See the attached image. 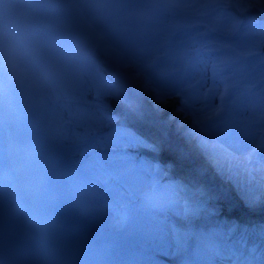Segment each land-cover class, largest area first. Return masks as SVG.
<instances>
[{"label": "rangeland", "instance_id": "obj_1", "mask_svg": "<svg viewBox=\"0 0 264 264\" xmlns=\"http://www.w3.org/2000/svg\"><path fill=\"white\" fill-rule=\"evenodd\" d=\"M243 3H246L244 6L245 10L253 11L254 9H259L260 12H264V0H248V2H245L241 0L240 4L243 5ZM260 28V25H257V29ZM264 34V30L261 31ZM113 36V35H112ZM113 38V37H112ZM261 46H263L260 55L264 59V41L261 42ZM114 47L118 50L119 44H114ZM119 62V61H118ZM88 65V64H86ZM121 72L128 75V78L132 79L131 82L134 85L137 82L138 78V72L133 71L131 69V66L128 64L126 67L120 66ZM163 68V67H161ZM172 72V69L167 70L161 77L156 78L158 84L162 85L163 88H168L170 85L164 84V78L166 75H169ZM156 85V86H157ZM38 89H42L41 85L36 86ZM125 89V88H124ZM152 89L156 90V87H152ZM157 91V90H156ZM167 94L164 95H155L152 92L153 91H147L145 95L146 102L148 103L147 108H140V106L137 105L134 106L138 108L139 113L136 114V116H139L143 119H148L155 127L156 130L161 132L159 126H161L165 131L170 132L177 139L176 144H174V148L176 151L181 155L182 151L184 150L185 154L189 157V162H191V157L189 156V153L195 157L196 163L193 164L194 172L193 178L194 180L199 184L201 191H190L187 196V200L191 201L189 204L190 207H195L200 204H208L210 203V208H212V212L221 211L224 212L229 205H233V208L235 211L233 214H236L238 216L244 217L248 219L249 221L255 223L257 226H254L253 228H249L248 232L253 235L256 238H260L264 240V232L261 231V229L264 230V203L261 205H258L259 207H245L242 203V201L239 199L240 195H246L248 193V187H255L258 185L264 186V167H256V165L259 163L261 165L262 162H264V154L263 158L260 156L256 157V154L253 155H244V157H241L245 162H247L246 167L240 166V158L235 155V153H232L228 151V149L220 144V143H205L204 145L197 144L196 140L192 139V136L185 134V127H182L183 125H186L189 123V126L186 128V131H189L190 128H198L201 125L204 124V122L208 119L209 115L208 113L211 111L210 109L203 110V115L205 114V117H203L198 123L193 124L191 127V122L189 120H186L187 113H180V110L182 109V100L183 96H179L177 100H174L173 103H175V107L169 112L170 107L166 110L167 114L162 115V106L165 103L166 99L171 97L172 94H176L175 92H172L170 90ZM121 91H119V97L118 99L113 100V109L114 112L116 110H119V103L124 102L128 104H132L131 107H133L132 102H127L124 98L120 97ZM201 101V98L196 99V101ZM154 103H153V102ZM115 102L117 104H115ZM151 104H155V110L151 109ZM130 107V106H129ZM127 111V110H126ZM177 112V119L175 121L169 122L167 118H170L173 116V114ZM117 113V112H116ZM180 113V114H179ZM207 113V114H206ZM130 114H133L130 112ZM114 115V114H112ZM213 129V125H209ZM216 126H221V124H217ZM131 127V126H130ZM246 132V131H245ZM162 137V136H161ZM221 137V136H219ZM164 139H167L169 142V138L166 137ZM226 143L229 147V149H232L234 151L238 150V148L241 150L242 153L245 152L246 148H248L252 142L253 139L250 137L248 138V135H244L243 138V146H237L235 140L233 139H227ZM190 142V143H189ZM158 143L161 144L163 147V143H167L166 141H163L162 138H159ZM189 143L188 146L186 144ZM178 145V147L176 146ZM159 146V145H158ZM159 150V148H156ZM221 153V155H220ZM187 159V158H186ZM175 161V158H168L167 166H169L172 162ZM172 161V162H171ZM251 161V162H249ZM261 161V162H260ZM177 163V160H176ZM174 165L175 164L174 162ZM0 167H4L3 165H0ZM184 170V168L181 169V171ZM183 172V171H182ZM179 182H183L182 175H176L175 176ZM221 189V190H220ZM204 190H207L208 194H210L208 202L204 201V196L206 193ZM230 195H233L236 199V203ZM201 197V198H200ZM211 211L207 213V215L212 213ZM221 215H227L220 213ZM227 218V217H226ZM24 218H20L18 221H23ZM16 220V223L18 222ZM32 239H35L34 237ZM37 242V243H36ZM43 243H39L37 239L31 241V244H29V248H32V250H35L36 258L35 260H31L30 256L27 252L23 254L24 258H26L28 264H32L34 261L35 264H37L38 259L40 258L39 250L41 249ZM23 249V245L20 246ZM28 248V249H29Z\"/></svg>", "mask_w": 264, "mask_h": 264}, {"label": "bare ground", "instance_id": "obj_2", "mask_svg": "<svg viewBox=\"0 0 264 264\" xmlns=\"http://www.w3.org/2000/svg\"><path fill=\"white\" fill-rule=\"evenodd\" d=\"M175 73H178V75L174 78V79H170V82L172 83V85L174 86V88L175 89H178V90H180V91H182V92H184V95L186 96H188L190 99H194V98H196V96H197V92H198V89H199V86H192V85H188V86H186V87H183V85H184V76L180 73V72H175ZM174 73V74H175ZM254 79H256V77H254ZM174 99H175V95H172L171 97H169V98H167L166 99V101H165V103L163 104V106H162V115H166L167 114V109L170 107V110H169V112H171V110L176 106L175 105V103H173L174 102ZM198 99V98H197ZM136 100H139V101H141L140 99H134V101H133V107H131V110H132V112L133 113H135L134 115H136L137 114V112H139V110H138V108H136V107H134L136 104H137V102H136ZM144 100L146 101V99H145V96H144ZM143 102V101H142ZM153 102V101H152ZM154 103V102H153ZM196 106H193L192 108L196 111V109H197V112H198V114H194V120L197 122V121H199V119H202L203 117H205V114L203 115V110L204 109H207L208 108V104L206 103V102H203V101H199V100H197L196 101ZM129 106V105H128ZM153 107H155V104H151V109H154L155 110V108H153ZM177 112H175L174 114H173V116H171L170 118H167V120L169 121V122H172V121H175L176 119H177ZM229 118V116H227L226 114H224V113H221V114H219V116H217L216 118H214V119H211L210 120V122H212V123H215V122H218V121H220V122H222V123H224L227 119ZM172 120V121H171ZM208 124V121H206L205 123H204V125L206 126ZM216 125L217 124H213V127H215L216 128ZM174 132H176V131H174L173 130V137H174ZM215 132L219 135V136H223L224 134H225V131L223 130V129H219V128H216L215 129ZM191 134H193V131H191ZM153 135H155L156 137H158V138H160V136H162V138H166V136H164V135H162L161 133H159L158 134V132H153ZM252 136H254L253 134H252ZM251 137V136H250ZM191 138V137H190ZM163 140V139H162ZM164 141H166L167 143H163V147L161 146V144H158L159 146H158V148H159V150H158V152H167L168 154H165L164 156L166 157L167 155H168V157L171 159V158H175V164H177V165H181V166H183V168L185 169V172H188V170L190 169V166L191 165H189L185 160H184V158L180 155V154H178V153H176V152H174V150H172L171 149V147H172V144L171 143H169L167 140H164ZM197 141H200V142H204L205 141V139L203 138V137H201L200 138V140H198L197 139ZM190 143V142H189ZM189 143H187L186 144V146H188L189 145ZM171 146V147H170ZM190 155V154H189ZM191 156V155H190ZM261 158H263V156H260ZM176 160H177V163H176ZM174 162H173V166H174ZM261 162V161H260ZM256 167L258 168V167H264V162H262L261 163V165H259V163L256 165ZM181 169H182V167H181ZM2 200L0 199V202H1ZM233 209V208H232ZM232 209H231V211H232Z\"/></svg>", "mask_w": 264, "mask_h": 264}, {"label": "clouds", "instance_id": "obj_3", "mask_svg": "<svg viewBox=\"0 0 264 264\" xmlns=\"http://www.w3.org/2000/svg\"><path fill=\"white\" fill-rule=\"evenodd\" d=\"M7 11L5 7V13ZM27 54L23 40L14 30L0 28V71L6 72L11 80L22 79Z\"/></svg>", "mask_w": 264, "mask_h": 264}, {"label": "snow or ice", "instance_id": "obj_4", "mask_svg": "<svg viewBox=\"0 0 264 264\" xmlns=\"http://www.w3.org/2000/svg\"><path fill=\"white\" fill-rule=\"evenodd\" d=\"M136 143L137 144H140V145H144V146H147L145 141L143 139H140V138H137L136 139ZM152 193H148V195H151ZM171 231H174V230H171ZM174 234L176 236V239L178 242H182V233L178 232V231H174ZM211 242V248H210V252L215 255L217 254V250L215 249V246H214V243L212 242V240H210ZM221 254H225V255H230V254H234L232 253L230 250H227V249H224V250H221Z\"/></svg>", "mask_w": 264, "mask_h": 264}, {"label": "trees", "instance_id": "obj_5", "mask_svg": "<svg viewBox=\"0 0 264 264\" xmlns=\"http://www.w3.org/2000/svg\"><path fill=\"white\" fill-rule=\"evenodd\" d=\"M254 199L253 198H251L250 199V201H247L250 205H253L254 203H252V201H253ZM254 202V201H253Z\"/></svg>", "mask_w": 264, "mask_h": 264}]
</instances>
